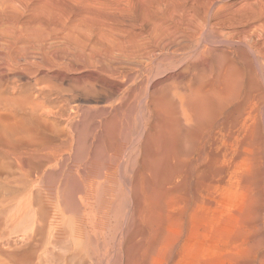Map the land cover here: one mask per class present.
<instances>
[{
	"label": "rangeland",
	"instance_id": "obj_1",
	"mask_svg": "<svg viewBox=\"0 0 264 264\" xmlns=\"http://www.w3.org/2000/svg\"><path fill=\"white\" fill-rule=\"evenodd\" d=\"M0 92L58 123L0 147L3 258L264 264V0H0Z\"/></svg>",
	"mask_w": 264,
	"mask_h": 264
},
{
	"label": "bare ground",
	"instance_id": "obj_2",
	"mask_svg": "<svg viewBox=\"0 0 264 264\" xmlns=\"http://www.w3.org/2000/svg\"><path fill=\"white\" fill-rule=\"evenodd\" d=\"M30 89V88H29ZM7 93H8V91L7 90H5ZM4 91V92H5ZM35 91V90H34ZM40 91V90H39ZM39 91H38V93H39ZM6 92H5V94H6ZM13 92H15V91H13ZM36 92V91H35ZM1 93V92H0ZM10 93V92H9ZM8 93V94H9ZM12 93V92H11ZM37 93V92H36ZM4 94V93H3ZM17 94V93H16ZM41 94H42V91H41ZM45 94V93H44ZM43 94V95H44ZM18 95V94H17ZM199 95V94H198ZM22 97V96H21ZM21 97H16V96H11V94H10V96H4V97H2L3 99H1L2 101H0V105H3V107H1L0 108V111H2V110H5V108L7 109V110H9V111H6V113H3V112H0V147L1 148H4V149H7L8 151H19V150H22L23 148H26V147H31V145H32V143H33V138H31L32 137V135L33 134H36V133H38L39 135H47V133H46V131L48 130V128L51 130V126H53V128H57V120L55 119V121H56V127H54L55 126V124H54V119H51L50 118V116H51V111H49V112H46L48 109L46 108V111L45 112H43L41 109V106L39 105V104H37V102L35 101L37 98V96H35V98L36 99H34V97L33 98H31V99H26L25 97H24V99L23 98H21ZM41 97H43V96H41ZM34 99V100H33ZM206 99V98H205ZM193 100V99H192ZM170 101V100H169ZM200 102V101H199ZM194 103V102H193ZM42 105V104H41ZM164 105V104H163ZM190 105V104H189ZM198 106V105H197ZM43 107V106H42ZM48 107V106H47ZM52 107V106H51ZM50 107V108H51ZM190 107V106H189ZM191 108H193L192 106H191ZM65 109V108H64ZM194 109V108H193ZM43 110H44V108H43ZM62 112V111H61ZM61 112H60V114H61ZM66 112H67V110H66ZM65 112V113H66ZM58 113V112H57ZM63 113V112H62ZM54 114H56V113H54ZM62 115H64V113L62 114ZM60 116V117H63V116ZM70 115V114H69ZM68 115V116H69ZM54 116H55V118H56V116L57 115H53L52 117L54 118ZM59 116V115H58ZM57 116V117H58ZM67 116V115H66ZM65 116V117H66ZM67 116V117H68ZM66 117V118H67ZM70 117V119H71V115L69 116ZM65 118V119H66ZM67 120H68V118H67ZM66 120V121H67ZM174 122H176V121H174ZM60 124V123H59ZM59 126V125H58ZM58 128H60V126L58 127ZM53 130V129H52ZM57 131H58V129H56ZM54 132H56L55 131V129H54ZM49 133V132H48ZM51 133H53V132H51ZM57 133V132H56ZM36 136V135H35ZM38 138V137H37ZM34 139H35V137H34ZM38 142V141H37ZM35 160V159H34ZM9 160H8V157L6 156V155H4L3 153H0V175H2L3 173H4V171L6 170V169H8V168H11V167H8V166H10L9 164ZM26 166H28V168H29V170H27V174H25V175H28L29 177L31 176L32 177V180H34V178L36 179H38L39 178V174L40 173H38V167L36 166L35 167V165H36V163L34 164V161H31V160H27L26 162ZM41 163V162H40ZM8 164V165H7ZM38 165V164H37ZM9 170H11V169H9ZM36 170V171H35ZM11 173V172H10ZM12 174V173H11ZM59 175V174H58ZM68 175V174H67ZM35 176V177H34ZM45 176V175H44ZM48 176V175H47ZM30 177V178H31ZM34 177V178H33ZM42 177V176H41ZM40 177V178H41ZM51 177V176H50ZM53 177V176H52ZM40 178H39V180L38 181H41L40 180ZM48 179V178H47ZM36 183V182H35ZM39 183H37L36 185H38ZM40 185V184H39ZM39 186H37V188H38ZM1 189V188H0ZM3 189V188H2ZM7 189H9V188H7ZM5 190V189H4ZM3 190V191H4ZM39 190V188L36 190V192H37V195H39V192L40 191H38ZM1 191V190H0ZM5 192H6V190H5ZM8 192H11V191H8ZM7 192V193H8ZM14 192V191H13ZM34 192V191H33ZM1 194H2V192H0ZM12 194V193H11ZM15 194H16V192H15ZM36 194V193H35ZM34 194V195H35ZM8 195V194H7ZM12 195H14V194H12ZM18 195V194H17ZM32 195H33V193H32ZM33 195V196H34ZM16 196V195H15ZM14 197V196H13ZM18 197V196H17ZM38 197V196H37ZM16 198V197H15ZM26 199H27V197H25ZM24 198V199H25ZM36 199H38V198H36ZM38 200H36V202H37ZM41 201V200H40ZM40 201L38 202V203H40ZM20 203V202H19ZM23 203V202H22ZM21 203V204H22ZM38 203H35V204H38ZM15 204V203H14ZM16 204H18V203H16ZM23 205V207H24V203L22 204ZM13 206V205H12ZM17 206V205H16ZM5 207V206H4ZM3 207V208H4ZM9 209H11L12 207H11V205H9ZM25 207H26V205H25ZM17 208H18V206H17ZM36 208V207H35ZM5 209V208H4ZM25 209V208H24ZM0 210H3V209H0ZM6 210V209H5ZM20 210L22 211V208L20 209V207H19V213L17 212L18 210H16V212H17V216L16 215H14V213H16V212H14L13 213V211H15V208L13 207V210H8L9 211V213H7L8 211H6V213H4V212H2V217H3V221L1 220V223H0V229H1V231H0V241L1 240H3L4 241V239L5 240H7L6 242H8V240L9 239H11V235L13 236V232L12 231H14V232H16V229H20V227L18 228L17 226L19 225V223H23L22 221H20V217H22V216H20L19 214H20ZM10 212H12L13 214H11ZM33 213V212H32ZM40 213V212H39ZM24 214V213H23ZM42 214V213H41ZM18 215L20 216L19 218H18ZM22 215V214H21ZM1 217V218H2ZM25 218H27V216L25 217ZM24 218V219H25ZM23 219V220H24ZM18 221H19V223H18ZM60 222V221H59ZM15 224V225H14ZM16 224H17V226H16ZM6 227V228H8V230L6 231V232H8L9 233V236L8 235H5L4 233H3V231H2V227ZM20 226V225H19ZM13 227V228H12ZM15 227H17V228H15ZM21 227H22V225H21ZM10 228H12V229H10ZM15 228V229H14ZM34 228H36V227H34ZM14 229V230H13ZM22 229V228H21ZM43 229V228H42ZM4 230V229H3ZM6 230V229H5ZM4 230V231H5ZM36 230V229H35ZM35 230H33V231H35ZM44 230V229H43ZM43 230H41V232L43 231ZM20 231V230H19ZM19 231H17L16 233H18ZM38 231H39V229H38ZM37 231V232H38ZM40 232V231H39ZM40 232V233H41ZM20 233H21V231H20ZM35 233V232H34ZM15 234V233H14ZM19 234V233H18ZM18 234H17V236H18ZM21 234H23V232L21 233ZM35 234H37V233H35ZM43 234V233H42ZM48 234V233H47ZM20 235V234H19ZM28 235V234H27ZM34 235V234H33ZM33 235H32V237L31 238H33ZM39 235V234H38ZM37 235V236H38ZM8 236V237H7ZM14 236H16V235H14ZM29 236H30V234L28 235V236H26V237H28L29 238ZM35 236V235H34ZM24 235H22V236H20V237H17V241L16 242H18V243H20L19 241H23L24 242V239L26 240H28V238H26ZM39 237H41V235L39 236ZM13 238V237H12ZM30 239V238H29ZM39 239V238H38ZM38 239L37 238H34V240H33V242L35 241V243H37V241H38ZM53 239H55V238H53ZM15 240V239H14ZM25 241V242H28V241ZM32 240H30L31 242H32ZM40 240V239H39ZM2 241V242H3ZM12 241V240H11ZM9 242V244L10 243H12V242ZM29 241V242H30ZM15 242V241H14ZM31 242H30V244H31ZM32 242V245H30V244H28L26 247V250H24V252H21L22 251V249H24V247L20 250V251H16V252H10V253H5V254H3V251H4V249H2L3 251H1L2 252V254L6 257V259L8 258V260L10 259V261H11V263H12V260H14L15 262H19L18 264H42V262H44V261H42V260H40L41 258H42V256L40 257V259L37 257V256H39V255H37L38 253V251L40 250L39 249V247H38V245H36V244H34ZM18 243H16V244H14V245H16L17 246V244ZM40 242L38 241V243L37 244H39ZM53 243V242H52ZM22 246H24L22 243H20ZM1 245H2V243H1ZM4 245H6V244H4ZM8 245V244H7ZM20 245V247H22ZM12 246V245H11ZM2 247V246H1ZM5 247V246H4ZM6 247H8V246H6ZM15 247V246H14ZM42 247V246H41ZM3 248V247H2ZM17 248V250H19L18 249V247H16ZM1 249V248H0ZM15 249V248H14ZM39 249V250H38ZM10 250H11V248H10ZM16 250V249H15ZM9 250H7V252H8ZM21 252V253H20ZM40 252H41V250H40ZM39 252V253H40ZM50 254V253H49ZM51 255V254H50ZM35 256L41 261V262H36L35 260H33L34 258H35ZM1 258H3V256L1 255L0 256ZM4 257V258H5ZM4 258H3V261H6V259L4 260ZM44 258V257H43ZM46 258V257H45ZM44 258V259H45ZM8 260L6 261L7 263H8ZM38 261V260H37ZM46 261H48V260H46ZM1 262H2V259H1ZM0 262V263H1ZM6 262H5V264H6ZM51 262V261H50ZM49 261L48 262H44L45 264H49L50 263ZM2 264V263H1ZM15 264V263H14ZM50 264H53L52 262L50 263Z\"/></svg>",
	"mask_w": 264,
	"mask_h": 264
}]
</instances>
